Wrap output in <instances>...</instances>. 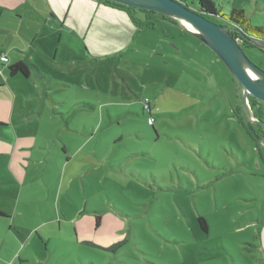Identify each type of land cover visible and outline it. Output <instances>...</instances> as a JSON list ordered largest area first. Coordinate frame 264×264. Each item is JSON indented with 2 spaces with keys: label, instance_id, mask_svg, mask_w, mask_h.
Segmentation results:
<instances>
[{
  "label": "rangeland",
  "instance_id": "1",
  "mask_svg": "<svg viewBox=\"0 0 264 264\" xmlns=\"http://www.w3.org/2000/svg\"><path fill=\"white\" fill-rule=\"evenodd\" d=\"M213 1L225 14L245 6L252 26L264 22V0ZM185 2L198 7L197 0ZM27 7L21 9L27 18L0 19V52L15 58L16 47L36 52L41 44L53 52L50 59L34 54L45 83L33 72L12 78L11 86L0 76V141L8 143L0 152L11 153L22 135L46 148L21 151L67 164L65 175L39 162L21 168L28 184L59 186L68 214L86 201L87 211L99 212L98 229L111 238L107 246L84 245L90 260L264 264V160L238 120L240 113L246 124L260 121L255 113L264 102L244 98L243 86L185 22L182 28L159 20L120 46L121 56L98 58L87 49L92 61L81 63L78 41L53 29L46 11ZM87 19L89 32L99 18ZM244 50L264 69V42Z\"/></svg>",
  "mask_w": 264,
  "mask_h": 264
},
{
  "label": "crops",
  "instance_id": "2",
  "mask_svg": "<svg viewBox=\"0 0 264 264\" xmlns=\"http://www.w3.org/2000/svg\"><path fill=\"white\" fill-rule=\"evenodd\" d=\"M22 4L28 6V11L38 14L42 13H39L36 7L46 11L50 19L54 18L56 27L52 26L53 29H61L70 37H74L78 41L74 46L76 52H79L76 59L81 63L92 61L87 49L98 53V58L121 56L125 50H120L119 47L130 44L140 29L133 24L127 13L104 5L102 0H0V19L27 18V14L21 11ZM93 13L99 19H96L95 29L92 30L91 21L90 30L86 32L84 28L86 29L90 19L87 18ZM73 21L79 25V29L75 28ZM84 31L86 34L82 33ZM91 31H94V35H91ZM15 49L18 54L15 58H9V64L24 61L30 68L28 77L19 76L29 78L33 72L38 80L45 83L46 74L36 65L34 54H40L44 58L45 55H50L53 49H48L43 44L36 46V52H32V48L31 51L20 47ZM8 65L0 64V76L11 86L9 81L18 75L10 76ZM24 123L21 121L20 124ZM2 125L0 121V126ZM28 138L17 135L12 141L13 151L0 152V211L3 212L0 214V264H95L90 260V256L88 257L87 246L84 245L107 246L110 234L102 228L98 229L102 225V217L100 225H97L96 217L99 212L87 211V201L84 209H79L77 214H68L65 205L69 200L66 199L67 196L60 200L59 186L55 189L54 185L50 184L46 190L38 183L28 184L24 181L21 164L29 168L31 164L39 162V167L44 169L46 166L56 174L65 175L67 171V164L53 162L51 158H37L32 152L21 151L46 148L43 145H33ZM7 140L11 141L12 138ZM0 144L8 143L4 139ZM65 147L63 150L66 154ZM44 156L47 158V155ZM66 156L64 157L70 162L71 156ZM258 157L257 155L256 158ZM257 163L260 164L259 158ZM16 182L18 185L15 186ZM91 214H94V222Z\"/></svg>",
  "mask_w": 264,
  "mask_h": 264
},
{
  "label": "water",
  "instance_id": "3",
  "mask_svg": "<svg viewBox=\"0 0 264 264\" xmlns=\"http://www.w3.org/2000/svg\"><path fill=\"white\" fill-rule=\"evenodd\" d=\"M111 1L135 6L140 9L154 10L165 17L175 19L178 25L183 20L189 22L195 30L185 29L208 46L224 62L226 67L243 86L244 98L247 99L249 96H254L264 102V69L247 56L241 45V40L236 38L233 33V31L238 30L237 28L210 20L200 12L180 3L178 0ZM242 36L248 41L257 44L256 41L247 35L242 34ZM245 106L248 115H252L247 103ZM259 124L264 128L263 123ZM247 126L251 133L255 134L251 118L248 120Z\"/></svg>",
  "mask_w": 264,
  "mask_h": 264
},
{
  "label": "trees",
  "instance_id": "4",
  "mask_svg": "<svg viewBox=\"0 0 264 264\" xmlns=\"http://www.w3.org/2000/svg\"><path fill=\"white\" fill-rule=\"evenodd\" d=\"M197 1H198V7L192 8L188 3L185 2V0H179L180 3L192 9H195L196 11L200 12L202 15H204L206 18L210 20L237 28L238 30L233 31V33L236 36V38H239L241 40L240 42L243 48L252 47L254 43L245 39L242 36V34L247 35L256 42L259 41L264 42V22L262 25L252 26L250 22L251 20L248 16L247 9L245 6H232L230 14H225L224 13L225 11L219 8L213 0H197ZM102 3L115 10L124 11L125 13H127L134 22L135 26L139 28L153 26L157 21L161 20L162 17H165L163 14L158 13L154 10L140 9L135 6L124 5L111 0H102ZM136 13L143 14V18H137L134 15ZM167 18L169 19V17ZM171 21H173L174 23L177 22L174 21L173 19H171ZM0 64L8 65L9 63L8 64L0 63ZM7 68L9 70L10 76L22 75L24 77H28L30 74V68L24 61H17L12 64H9ZM0 73H2L1 69H0ZM263 113H264L263 110H258L255 114L259 118V120L264 124ZM238 116H239L238 120L240 124L244 127L248 135L252 137L255 143L258 144L257 139L253 136V134L251 133L245 122L246 119L240 113L238 114ZM0 214H3V212L0 211ZM198 221L200 227L204 231H207L208 225L206 219L203 216H199ZM96 222L97 225H100L101 217L99 215L96 217Z\"/></svg>",
  "mask_w": 264,
  "mask_h": 264
},
{
  "label": "flooded vegetation",
  "instance_id": "5",
  "mask_svg": "<svg viewBox=\"0 0 264 264\" xmlns=\"http://www.w3.org/2000/svg\"><path fill=\"white\" fill-rule=\"evenodd\" d=\"M162 19H165V20H168V21H170L167 17H162L161 18V20ZM260 105L262 104L261 102L259 103ZM259 123H262L261 121H258V122H256V123H254L252 126H253V128H254V130H255V134H253V136L257 139V141H258V144H256V148H257V150H258V152L260 153V155H261V159L262 160H264V155H263V153H262V148H263V145H264V128H263V126L261 125V124H259ZM259 158V157H258ZM259 162H260V158H259ZM261 163V162H260Z\"/></svg>",
  "mask_w": 264,
  "mask_h": 264
},
{
  "label": "built area",
  "instance_id": "6",
  "mask_svg": "<svg viewBox=\"0 0 264 264\" xmlns=\"http://www.w3.org/2000/svg\"><path fill=\"white\" fill-rule=\"evenodd\" d=\"M8 61H9L8 56H6L4 53H0V62L4 63ZM149 122H151V119H149Z\"/></svg>",
  "mask_w": 264,
  "mask_h": 264
},
{
  "label": "bare ground",
  "instance_id": "7",
  "mask_svg": "<svg viewBox=\"0 0 264 264\" xmlns=\"http://www.w3.org/2000/svg\"><path fill=\"white\" fill-rule=\"evenodd\" d=\"M182 22H185V23L189 24V26H190L191 28H193L192 25H191L189 22H187V21H185V20H183ZM193 29H194V28H193ZM194 30H195V29H194Z\"/></svg>",
  "mask_w": 264,
  "mask_h": 264
}]
</instances>
